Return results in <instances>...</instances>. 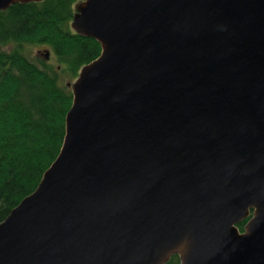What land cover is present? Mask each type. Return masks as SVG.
<instances>
[{
  "label": "water",
  "instance_id": "1",
  "mask_svg": "<svg viewBox=\"0 0 264 264\" xmlns=\"http://www.w3.org/2000/svg\"><path fill=\"white\" fill-rule=\"evenodd\" d=\"M72 27L102 54L0 264H264V0H85Z\"/></svg>",
  "mask_w": 264,
  "mask_h": 264
},
{
  "label": "trees",
  "instance_id": "2",
  "mask_svg": "<svg viewBox=\"0 0 264 264\" xmlns=\"http://www.w3.org/2000/svg\"><path fill=\"white\" fill-rule=\"evenodd\" d=\"M79 0L15 3L0 11V222L41 183L61 153L74 92L61 73L79 75L99 58L102 44L72 29ZM26 45L57 58L36 61ZM11 46V48H6ZM247 219L238 224L243 232ZM173 254L165 264H181Z\"/></svg>",
  "mask_w": 264,
  "mask_h": 264
},
{
  "label": "rangeland",
  "instance_id": "3",
  "mask_svg": "<svg viewBox=\"0 0 264 264\" xmlns=\"http://www.w3.org/2000/svg\"><path fill=\"white\" fill-rule=\"evenodd\" d=\"M84 1L85 0H79L75 4L76 11H77L78 5H80ZM72 29H73V27H72ZM6 48H11V46H8ZM44 50H45V47L44 46L26 45L25 48H24V52L30 58H32V59H34L36 61H39L40 58L46 59L45 56H44V52H45ZM41 52H43V53H41ZM46 61L49 62V63H51L54 67H57L58 66V70L61 72V66H59V62H58L57 58H55L54 56H51L49 59H46ZM79 76H80V73L77 76H72L71 74H68V73L64 72V73H61V82L64 83V84H68L71 87V89L73 90V85L76 83V81L78 80ZM254 216H255V209L253 208V209L250 210V213H249L248 217L246 218L247 219V223H246V226H245V231L242 232L240 230V228H239L240 233L244 234V233H247L248 232L247 225L253 219Z\"/></svg>",
  "mask_w": 264,
  "mask_h": 264
}]
</instances>
